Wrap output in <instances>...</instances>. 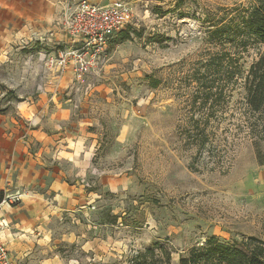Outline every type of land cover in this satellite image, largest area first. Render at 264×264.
<instances>
[{"label":"rangeland","instance_id":"1","mask_svg":"<svg viewBox=\"0 0 264 264\" xmlns=\"http://www.w3.org/2000/svg\"><path fill=\"white\" fill-rule=\"evenodd\" d=\"M42 1L54 18L55 6L71 0ZM127 1L133 19L124 30L132 40L114 44L113 38L106 74H92L79 90L83 105L100 113L104 126L94 163L123 182L112 192L95 184L92 190L100 191V198L91 214L61 213L49 223L52 237L34 249L48 259L18 264H138L157 243L170 251V264H178L190 247L209 237L264 242V165L255 159V117L244 105L243 80L226 85L221 70L212 74L213 96L204 103L201 92L211 83L195 79L196 74L207 78L205 62L221 49L239 57L245 73L258 59L264 46L250 39L209 44L205 38L212 25L238 24L257 0ZM31 2L12 0L19 20L39 15ZM7 19L0 10L1 27H11ZM14 27V33L0 34L1 53L30 39ZM42 50L37 45L17 50L15 62L1 56L6 60L0 63V81L13 82L15 71L22 76L25 56ZM100 84L107 93L91 103ZM4 94L0 112L11 99V92ZM7 194L0 191V202ZM159 259L155 252L144 264Z\"/></svg>","mask_w":264,"mask_h":264},{"label":"crops","instance_id":"2","mask_svg":"<svg viewBox=\"0 0 264 264\" xmlns=\"http://www.w3.org/2000/svg\"><path fill=\"white\" fill-rule=\"evenodd\" d=\"M90 1L103 5L114 0ZM30 5L42 14L23 22L17 18L21 13L12 0H0V10L8 15L7 21L12 20L11 27L0 26V34L14 33L18 24L30 39L49 36L59 48L69 46L70 39L55 24L62 5L55 6L54 18L49 17L46 1L33 0ZM15 51L1 53L0 49V57L7 55L10 62H15ZM34 53L25 56L22 76L15 71V79L21 78L22 84L15 79L10 83L0 81V100L2 94L11 92L8 109L0 112V191L21 193L15 205L0 207V222L5 225L0 237L17 262L48 259L34 249L46 245L45 240L52 237L49 223L61 213L91 214L95 200L100 198V191L92 187L96 184L101 191L112 192V186L123 182L120 175L100 172L94 163L98 132L104 126L101 114L83 105L86 99L81 101L80 89L69 90L72 71L67 69L57 76L43 66V51ZM94 90L91 103L107 93L105 84ZM3 97L6 101L5 94Z\"/></svg>","mask_w":264,"mask_h":264},{"label":"trees","instance_id":"3","mask_svg":"<svg viewBox=\"0 0 264 264\" xmlns=\"http://www.w3.org/2000/svg\"><path fill=\"white\" fill-rule=\"evenodd\" d=\"M213 28L207 31L206 40L209 44L231 43L239 37L264 46V0H257L246 18L238 24L232 25L230 22L222 25H212ZM114 44L131 41L132 37L128 30L120 31L115 37ZM238 58L232 56L229 51L221 49L217 53L210 55L205 62L207 66L205 74L207 78L195 75L196 80L201 78L210 81L201 92L204 103H207L213 96L211 89L214 86L212 74H218L221 70L228 85L236 80H243L244 105L253 117L252 131L255 132V159L258 165H264V49L258 55L248 71L245 73L238 65ZM234 80V81H236ZM222 92V91H221ZM218 99L222 93L218 92ZM157 252L159 264H170V251L162 244H155L148 248L141 256L144 264L146 259L153 258ZM178 264H264V242L249 237L239 242L223 243L215 237H209L202 245H193L183 255L180 256Z\"/></svg>","mask_w":264,"mask_h":264},{"label":"built area","instance_id":"4","mask_svg":"<svg viewBox=\"0 0 264 264\" xmlns=\"http://www.w3.org/2000/svg\"><path fill=\"white\" fill-rule=\"evenodd\" d=\"M133 19L132 6L127 0L95 4L90 0H71L62 5L55 24L70 39L69 46L61 49L51 37L41 36L20 40L17 50H30L33 45L44 49L43 66L61 76L67 69L73 74L71 92L85 85L91 74H100L108 62L110 41ZM4 94L1 95V98ZM21 200V193L7 194L0 207L12 206ZM93 209V208H92ZM0 222V235L4 228ZM0 264H18L10 255L0 237Z\"/></svg>","mask_w":264,"mask_h":264}]
</instances>
